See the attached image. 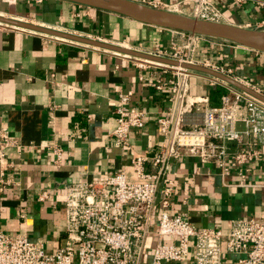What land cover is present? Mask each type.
I'll use <instances>...</instances> for the list:
<instances>
[{
    "label": "crops",
    "instance_id": "crops-1",
    "mask_svg": "<svg viewBox=\"0 0 264 264\" xmlns=\"http://www.w3.org/2000/svg\"><path fill=\"white\" fill-rule=\"evenodd\" d=\"M136 1L188 16L196 8L192 0ZM212 1L219 13L213 21L264 30V0ZM0 16L143 53L184 41L175 31L62 0H0ZM204 44L214 50L212 62L233 69L231 77L264 87V53L216 39ZM175 77L176 72L158 63L0 23V129L15 142L3 162L8 185L0 189V234L26 233L51 253L65 231L66 184L121 171L135 180L130 168L134 157H154L165 140L156 119L171 103L154 89L155 83ZM211 78L202 73L190 78L192 97L209 98L204 107L221 105L228 93L225 85L211 86ZM218 86L226 93L213 100ZM128 93L131 107L151 114L144 129L130 133V144L118 148L111 133L117 126L120 95ZM173 168L177 174L172 213H186L198 228L220 229L225 235L236 220L264 221V147L262 156L248 164L246 181L251 185L240 186L242 178L235 169L223 178L216 165H202L192 156ZM43 192L49 196L42 202ZM151 241L174 239L154 234ZM239 258L227 254L226 264H236Z\"/></svg>",
    "mask_w": 264,
    "mask_h": 264
},
{
    "label": "built area",
    "instance_id": "built-area-1",
    "mask_svg": "<svg viewBox=\"0 0 264 264\" xmlns=\"http://www.w3.org/2000/svg\"><path fill=\"white\" fill-rule=\"evenodd\" d=\"M192 1L196 8L191 17L212 21L218 18L212 0ZM234 1L242 4L246 0ZM260 27L264 28V20ZM175 32L194 46L212 39ZM177 42L172 41L169 49L149 54L202 64L233 75L232 68L219 66L207 57L186 56ZM158 66L176 72L175 78L159 79L154 86L171 103L157 115L165 137L158 152L152 158L134 157L130 168L135 180L121 171L66 184L63 187L65 231L56 250L48 252L42 242L31 240L26 233H1L0 264H226L227 254L240 256L236 264H264V221L236 220L225 235L220 229L198 228L186 213L171 212L177 174L173 166L185 156L198 158L202 165H216L223 178L235 169L242 178L239 185H251L246 181V172L248 164L262 156L264 103L212 77L210 85H225L228 93L221 97V105L204 107L209 98L192 97L190 93V78L198 72L159 63ZM247 86L264 95V87ZM131 97L132 93L121 94L116 109L117 126L111 137L118 148L130 144V133L144 129L151 114L146 108L131 107ZM203 107L202 118L197 120ZM0 137L3 191L8 185L3 162L7 148L15 142L2 129ZM55 152L61 157L60 149ZM148 167L152 170L148 171ZM48 196L43 192L40 200L43 202ZM154 234L159 239L170 237L174 241L154 244L151 241Z\"/></svg>",
    "mask_w": 264,
    "mask_h": 264
},
{
    "label": "water",
    "instance_id": "water-1",
    "mask_svg": "<svg viewBox=\"0 0 264 264\" xmlns=\"http://www.w3.org/2000/svg\"><path fill=\"white\" fill-rule=\"evenodd\" d=\"M75 3L84 7L114 13L135 22L172 31H179L191 34H197L207 38L223 40L238 46L264 53V30L249 29L238 25L227 24L218 21L204 20L180 14L178 12L166 9H159L150 4L136 0H62ZM0 23L13 26L20 29L31 30L45 33L57 38L67 39L89 46L97 47L108 51H113L129 55L147 62L159 63L171 67H180L202 74H207L217 78L235 88L251 95L264 103V95L255 91L251 87L239 82L235 78L221 73L217 70L178 60L159 57L149 53L135 51L119 45L111 44L101 40H95L86 37L56 31L53 29L41 27L31 23H26L14 19L0 16Z\"/></svg>",
    "mask_w": 264,
    "mask_h": 264
},
{
    "label": "rangeland",
    "instance_id": "rangeland-1",
    "mask_svg": "<svg viewBox=\"0 0 264 264\" xmlns=\"http://www.w3.org/2000/svg\"><path fill=\"white\" fill-rule=\"evenodd\" d=\"M223 41V40H220ZM177 45L180 46V49L184 50V54L186 56L188 55H192V54H196V56L198 55L199 57H207L208 59H210V57H212L214 55V50H211V47L206 45V44H201V45H196L194 46L193 44H190L188 42V40H184V41H179L177 42ZM201 66H203L201 64ZM219 66H224V65H220ZM226 67V66H224Z\"/></svg>",
    "mask_w": 264,
    "mask_h": 264
},
{
    "label": "trees",
    "instance_id": "trees-1",
    "mask_svg": "<svg viewBox=\"0 0 264 264\" xmlns=\"http://www.w3.org/2000/svg\"><path fill=\"white\" fill-rule=\"evenodd\" d=\"M198 58H204V57H199L197 56ZM212 98L211 99H217L219 98L220 96H222L224 93H226V88H224L223 86H218L213 92H212Z\"/></svg>",
    "mask_w": 264,
    "mask_h": 264
}]
</instances>
